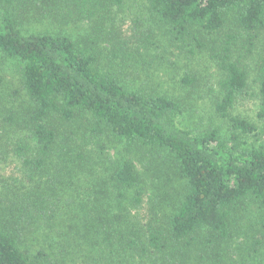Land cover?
I'll return each mask as SVG.
<instances>
[{
	"label": "trees",
	"instance_id": "1",
	"mask_svg": "<svg viewBox=\"0 0 264 264\" xmlns=\"http://www.w3.org/2000/svg\"><path fill=\"white\" fill-rule=\"evenodd\" d=\"M124 3L0 0V55L16 63L30 104L28 118L8 117L29 129L30 140L19 139L14 156L0 144V169L10 167L11 174L0 176V264H117L112 257L149 255L148 248L165 255L166 247L170 257L162 264H185L190 253L193 261L221 264L229 248L264 247V143L248 146L237 133L225 139L214 128H186L180 99L139 83L134 73L161 58L149 53L151 33L128 35ZM143 4L180 51L186 42L207 47L204 34L224 35L217 56L222 97L215 107L234 131L255 133L252 121L231 110L248 87L232 41L241 30L257 47L258 115L264 117V0ZM55 15L87 20L91 31L25 29L31 16ZM94 36L106 40L109 64L120 69L98 65ZM182 81L190 85L192 78ZM110 144L118 145L113 155ZM136 154L147 172L155 165L154 179L137 169ZM263 257L251 260L264 263Z\"/></svg>",
	"mask_w": 264,
	"mask_h": 264
},
{
	"label": "rangeland",
	"instance_id": "2",
	"mask_svg": "<svg viewBox=\"0 0 264 264\" xmlns=\"http://www.w3.org/2000/svg\"><path fill=\"white\" fill-rule=\"evenodd\" d=\"M146 4V0H144ZM2 8L0 6V17L2 14ZM120 14L123 16V26L126 31H129L128 35L138 36V33L150 34L148 46L149 53L157 54L155 60L157 65H145L142 68L143 71H137L134 73V78L139 79V83L145 82V86L154 87L160 93L174 96L180 99L184 106V114L182 115L180 122L186 127L193 129L194 131H205L209 128H214L218 131L221 138H229L232 133H237L241 140H246L249 145H259L264 143V117H259V97H258V73L256 68V55L258 53L257 47L250 46L247 42V36L244 31L237 32L235 44L232 41L233 55L239 56L242 64L245 66L247 72L248 87L240 98L239 102L233 107V115L238 114L249 121H252L257 130L255 133L242 135L234 131L228 121L227 117L219 114L216 110V102L220 101L222 95L220 87L218 85L219 80L223 76V71L217 64V60L221 52V45L225 40L224 35L216 33L211 36L204 34V41L207 42V47L201 49H193V44H184L183 49L178 50L173 43L169 41L167 36L164 34L163 27L160 29L150 17L146 7L143 4V0H125L123 7L121 8ZM119 14V16H120ZM65 20L61 17H51L50 20L47 18L36 19L30 17L28 24L25 29L33 32H66L69 35L77 36L85 34L91 31L87 20H70L69 16ZM135 20H138L136 23ZM23 24L21 22V26ZM227 28H225L226 30ZM228 30V29H227ZM97 34V33H96ZM205 37L212 38L213 42H208ZM95 38V36H94ZM100 49L97 53V63L102 66L105 71L113 72V70L120 69L121 66L117 65L112 60L110 62V50L108 43L103 38H95ZM153 41V42H150ZM144 45V44H143ZM165 48V49H164ZM166 50V51H165ZM151 56L148 54L143 59L148 60ZM154 59V58H152ZM129 74L128 76H130ZM186 76L192 78L190 85L182 81ZM129 78V77H128ZM0 144L5 146L10 156L17 154L16 144L19 139H29V129L22 123L11 124L8 119L11 116L17 121H21L23 117L28 118V111L30 104L28 97L22 87V79L20 71L13 61L0 55ZM129 80H133L129 78ZM9 132L8 139L5 140L4 134ZM118 145H109L107 153L113 155L115 148ZM29 147V146H28ZM30 149V148H29ZM24 150L30 154V150ZM135 160L134 163L137 169L140 170L142 175H145L147 162L142 158L141 154L133 155ZM12 161V159H10ZM4 161L0 159V164ZM14 161L12 164H16ZM10 167H4L0 169V176L3 179L9 178L11 175L9 172ZM13 172L15 169H12ZM156 170L155 165L148 164L147 174L154 179L158 174H154ZM173 184L175 186L176 182ZM244 220V219H243ZM250 228V226H249ZM165 249V248H164ZM170 247H166L164 253L152 248H148L149 255H139L133 251L130 254L126 253L125 256L112 257L113 260L117 261V264L122 261H128V264H162L164 257H170ZM257 253L264 254V247L258 251L251 249L236 250L229 248L227 252L220 258L221 264H264L257 262V260H251ZM192 253L185 258V264H202L197 259L193 261L189 259ZM128 256V258H127ZM261 256V255H260ZM249 259L250 262L246 263L245 260ZM261 260L264 259L260 258ZM168 260V259H167ZM119 262V263H118ZM196 262V263H195ZM206 264H209L207 262Z\"/></svg>",
	"mask_w": 264,
	"mask_h": 264
}]
</instances>
